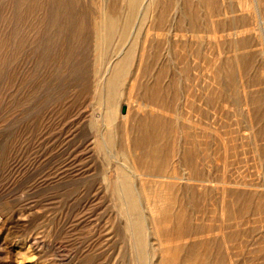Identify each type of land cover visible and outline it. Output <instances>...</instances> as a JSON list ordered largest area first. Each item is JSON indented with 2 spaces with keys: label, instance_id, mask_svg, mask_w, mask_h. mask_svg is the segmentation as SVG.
I'll list each match as a JSON object with an SVG mask.
<instances>
[{
  "label": "rangeland",
  "instance_id": "374dc122",
  "mask_svg": "<svg viewBox=\"0 0 264 264\" xmlns=\"http://www.w3.org/2000/svg\"><path fill=\"white\" fill-rule=\"evenodd\" d=\"M131 1L0 0V264H264V0Z\"/></svg>",
  "mask_w": 264,
  "mask_h": 264
},
{
  "label": "bare ground",
  "instance_id": "6f19581e",
  "mask_svg": "<svg viewBox=\"0 0 264 264\" xmlns=\"http://www.w3.org/2000/svg\"><path fill=\"white\" fill-rule=\"evenodd\" d=\"M142 1H144V0H142ZM142 1H141V3H142ZM149 1V0H148ZM147 1V2H148ZM187 1V0H186ZM138 2V0H132L130 3H131V7H132V9H134V7H135V5H136V3ZM150 2V1H149ZM140 3V4H141ZM148 6H149V4H148ZM141 7H142V4H141ZM144 5H143V10H141V13L143 14L144 13ZM139 10V9H138ZM159 10H160V7H159ZM128 11V10H127ZM138 12V11H137ZM164 13V12H163ZM169 13V12H168ZM185 13V12H184ZM188 14V13H187ZM138 15V14H137ZM164 15V14H163ZM186 15V14H185ZM130 17V16H129ZM168 17V16H167ZM191 17V16H190ZM162 21V20H161ZM161 21H158V22H160L161 23ZM197 21V20H196ZM110 23H112V22H110ZM126 23H127V21H126ZM134 23V22H133ZM112 25V24H111ZM133 25V24H132ZM148 26V25H147ZM162 28H163V26H162ZM147 29H148V27H147ZM147 29H146V31H147ZM112 30V29H111ZM156 31H158V30H156ZM163 31V30H162ZM161 31V32H162ZM112 32V31H111ZM147 32H149V31H147ZM159 32V31H158ZM174 32V31H173ZM196 32V31H195ZM164 33V32H163ZM178 33V32H177ZM108 34H110L109 32H108ZM123 34V33H122ZM135 34V33H134ZM146 34V33H145ZM176 34V33H175ZM184 34V33H183ZM124 35V34H123ZM148 35V34H147ZM131 36V35H130ZM158 36V35H157ZM183 36V35H182ZM181 36V37H182ZM191 36V35H190ZM123 37V36H122ZM184 37V36H183ZM131 41V40H130ZM129 52L130 51H127V52H125V57L122 59V60H120L119 61V63H118V66H120V64L122 65L123 63H124V61L126 60V58L128 57V55H129ZM117 66V67H118ZM131 82V81H130ZM129 97V96H128ZM133 160V159H132ZM134 163V162H133ZM138 172V171H137ZM157 175V174H156ZM139 177V176H138ZM187 178V177H186ZM190 181V180H189ZM200 181V180H199ZM183 183V182H182ZM130 188V187H129ZM188 188V187H187ZM209 188V187H208ZM130 190V189H129ZM132 191V190H131ZM182 191V190H181ZM131 193V192H130ZM138 193V192H137ZM222 193V192H221ZM186 196V195H185ZM130 197V196H129ZM131 199V198H130ZM134 199V198H133ZM132 203V202H131ZM165 214H167L168 215V213L166 212ZM169 216V215H168ZM165 219L166 220H170V218H168L167 216L165 217ZM179 222V221H178ZM210 222V221H209ZM209 224V223H208ZM184 228V227H183ZM197 229V228H196ZM202 230V229H201ZM216 230V229H215ZM190 231V230H189ZM194 231V230H193ZM196 231V230H195ZM195 231H194V234H195ZM207 232V231H206ZM200 233H201V231H200ZM222 233V232H221ZM196 234H198V233H196ZM188 236V235H187ZM200 235H198V237H199ZM185 237V236H184ZM189 237V236H188ZM194 237H197V236H194ZM142 241V240H141ZM144 241V240H143ZM189 244V243H188ZM183 245V244H182ZM144 246H145V244H144ZM143 245H141L140 246V252L142 253V251H143V247H144ZM185 248H186V252H192V251H194V250H196V248H194V244H190V245H186L185 246ZM205 249V248H204ZM164 251H173V252H177V250H178V247H175V248H173V249H167V248H165V249H163ZM207 250V249H206ZM145 251H146V249H145ZM179 252V251H178ZM143 253H144V251H143ZM167 253V252H166ZM170 253H172V252H170ZM194 253V252H193ZM201 254V256L198 258V260H199V262H200V264H207V262H208V259L206 258V253H202V252H200ZM144 255V254H143ZM218 255H216V257H217ZM215 258V257H214ZM217 259V258H216ZM214 260V259H213ZM216 261V260H215Z\"/></svg>",
  "mask_w": 264,
  "mask_h": 264
}]
</instances>
